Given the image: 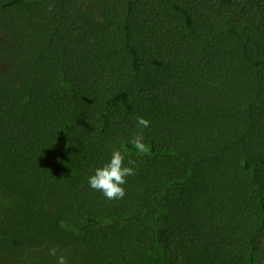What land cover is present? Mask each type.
I'll return each mask as SVG.
<instances>
[{"label": "trees", "instance_id": "16d2710c", "mask_svg": "<svg viewBox=\"0 0 264 264\" xmlns=\"http://www.w3.org/2000/svg\"><path fill=\"white\" fill-rule=\"evenodd\" d=\"M113 149L138 171L108 200ZM47 244L264 264V0H0V264Z\"/></svg>", "mask_w": 264, "mask_h": 264}, {"label": "clouds", "instance_id": "9594fccd", "mask_svg": "<svg viewBox=\"0 0 264 264\" xmlns=\"http://www.w3.org/2000/svg\"><path fill=\"white\" fill-rule=\"evenodd\" d=\"M136 127L140 129L130 139L131 145L140 155H149L150 146L145 143L143 129L148 128L150 121L143 116L136 117ZM127 154L120 149H113L109 162L102 167L95 169L94 175L88 178V183L94 190L100 191L108 200L123 199L126 195L124 185L127 184V178L137 174L138 169L134 166L137 161L128 159L125 163ZM51 256L57 257L56 264H68L67 257L59 252L57 247L49 250Z\"/></svg>", "mask_w": 264, "mask_h": 264}, {"label": "rangeland", "instance_id": "374dc122", "mask_svg": "<svg viewBox=\"0 0 264 264\" xmlns=\"http://www.w3.org/2000/svg\"><path fill=\"white\" fill-rule=\"evenodd\" d=\"M57 247L68 260V264H80L84 255L85 248L82 246H71L70 248H60L55 244H47L41 249L31 250L23 258H13L7 264H56L57 257L51 256L49 250Z\"/></svg>", "mask_w": 264, "mask_h": 264}]
</instances>
